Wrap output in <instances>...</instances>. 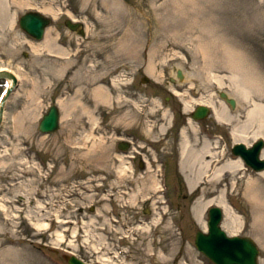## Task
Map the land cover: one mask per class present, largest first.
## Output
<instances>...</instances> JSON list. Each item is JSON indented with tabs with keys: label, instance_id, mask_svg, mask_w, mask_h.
I'll return each mask as SVG.
<instances>
[{
	"label": "rangeland",
	"instance_id": "1",
	"mask_svg": "<svg viewBox=\"0 0 264 264\" xmlns=\"http://www.w3.org/2000/svg\"><path fill=\"white\" fill-rule=\"evenodd\" d=\"M116 1L122 11L112 0H26L21 8L7 7L5 20L0 5V70L21 83L0 134V264H67L66 255L93 264H213L196 249L195 235L207 230L208 209L216 206L209 201L224 191L238 228L224 220V230L252 238L264 264V236L244 194L247 183L264 177L244 168L236 176L228 172L215 188L203 175L191 193L181 164L182 131L192 142L196 128L187 117L200 101L213 103L205 123L221 137V162L237 161L234 136L214 115V107L224 108L218 91H227L232 68H206L198 45L205 38L210 51L223 45L249 74H264V0ZM49 5L55 15L45 11ZM32 11L53 20L42 41L19 26ZM67 19L83 22L84 36L70 31ZM129 33L137 44L125 49L121 38ZM50 35L48 48H41ZM3 86L0 80V98ZM98 87L107 100L94 98ZM55 103L61 127L44 136L36 121ZM127 137L138 142L118 152ZM140 141L158 166L141 168ZM161 163L168 201L156 178ZM197 196L206 228L194 214Z\"/></svg>",
	"mask_w": 264,
	"mask_h": 264
},
{
	"label": "bare ground",
	"instance_id": "2",
	"mask_svg": "<svg viewBox=\"0 0 264 264\" xmlns=\"http://www.w3.org/2000/svg\"><path fill=\"white\" fill-rule=\"evenodd\" d=\"M113 5L115 6V10H121L122 11V4H120L116 0H112ZM0 5L2 6V12L3 20L6 18H10V12H8V8L10 9V6H15L16 8H21L23 6H26V0H10V6H7L5 0H0ZM8 7V8H7ZM110 8V7H109ZM7 11V13H6ZM45 11L49 14H54V11L49 5ZM201 34L203 32L201 31ZM52 38V39H51ZM53 35H50L47 37V40L45 41V45L40 46L41 48L45 47L48 48L51 40H53ZM125 40V41H123ZM121 41H123L121 43ZM121 41L118 42V44H122L123 48H129L132 47V44L136 43L135 38L133 37L132 33H129L128 35H125L121 38ZM135 41V43H133ZM125 42V43H124ZM127 42V43H126ZM212 41H207V39H200V43L198 45L199 51L203 55L204 58V64L205 67H212L214 64H226L228 67H231L230 69L232 71V76L230 77V85L239 92V94L246 98V100H249L248 109L246 111V119L245 122L242 123V126L235 127L232 129V135H234V139L238 142L240 141H246L247 135H245L246 130L251 129L254 127V133L253 138L256 139L258 137L264 138V103L261 102H253L252 98L254 95L262 96L264 94V87H263V79H260L259 74L256 72V74H249L246 69H244L240 63L236 62L237 60L234 58V56L222 45L217 46L216 49L213 48L211 51V48L207 49V45L211 43ZM137 44V43H136ZM121 47V48H122ZM40 48V49H41ZM210 51V53H209ZM155 54L152 55V60L155 58ZM151 60L150 68H154V61ZM222 66V65H221ZM212 69V68H211ZM179 71L177 70L176 78L178 77ZM185 75L183 74L182 80H184ZM213 78L216 80L219 88H222V82L220 81V78L216 76H213ZM171 80H174L171 79ZM8 87H12V81L8 82ZM94 98L97 101L107 100L108 95L101 87H98L93 92ZM183 98V97H182ZM184 99V98H183ZM264 98H262L263 100ZM185 100V99H184ZM198 104H203L207 106H213V103L211 101H200ZM3 108H1L2 110ZM84 111L87 112V108H84ZM214 115L216 119L219 122H226L229 119L232 120V118L229 116V114L226 111V108H218L214 107ZM3 115V113H2ZM15 116L14 121L16 122V118L19 117ZM16 124V123H15ZM191 125H193L191 123ZM18 126V124H17ZM18 128V127H17ZM192 128H194L192 126ZM183 147H182V153H181V160H182V169L184 177L186 178V183L191 191V193L195 192L199 186V180L204 175L207 177L208 182L213 185V187H217L219 184H221L222 181H224L223 177L227 176L228 172H231L230 175L236 176L238 174V171L244 169V166L240 160H237V162L232 163L228 161L221 162L219 160L216 161L217 157L221 156L218 154V151L211 146L209 142L205 143L203 147L200 149H196L193 145L191 146L189 143V140L186 137V132H183ZM216 144H214L215 146ZM264 156V153H263ZM240 169V170H237ZM210 173H212L210 175ZM261 176L264 177V172L261 174ZM216 181V182H215ZM219 181V182H218ZM263 180H253L246 184V189L244 190L245 196L248 198L249 202L253 206L254 213L257 217V228L261 230L263 236H264V183ZM210 193H213V190L210 191ZM226 191L223 193H219V196H217L214 199H211L209 201L210 204L214 203L220 208L223 209L225 213V221L227 222V225H230V227L233 230H237V226L235 225V219L232 213V210H230L225 202V198L222 194H225ZM204 208L200 204V199L197 198L195 205H194V214L197 219V221L202 225L205 226V224L201 220L202 216V210Z\"/></svg>",
	"mask_w": 264,
	"mask_h": 264
},
{
	"label": "water",
	"instance_id": "3",
	"mask_svg": "<svg viewBox=\"0 0 264 264\" xmlns=\"http://www.w3.org/2000/svg\"><path fill=\"white\" fill-rule=\"evenodd\" d=\"M50 21L40 14L28 13L21 20L22 28L31 36L40 40L43 37L44 29L49 25ZM68 26L75 30L76 26L67 23ZM181 74V73H180ZM12 79L14 84H17L16 78L9 73L3 74ZM180 78L182 76L180 75ZM221 97L227 99L224 93ZM234 106V101H231ZM209 113L205 107H199L193 118L203 119ZM2 121V114L0 115V124ZM41 132L49 134L59 129V112L56 106H52L49 112L44 116L39 126ZM262 142L259 143L255 149L246 150L243 146L236 148V154H242L249 165L256 170L264 169V162L258 159L259 150ZM222 214L220 209H212L210 211L209 228L210 234H198L197 244L207 256H209L216 264H258L259 251L254 242L249 238H228L224 232L219 228ZM70 264H84L80 260L72 257L69 260Z\"/></svg>",
	"mask_w": 264,
	"mask_h": 264
},
{
	"label": "flooded vegetation",
	"instance_id": "4",
	"mask_svg": "<svg viewBox=\"0 0 264 264\" xmlns=\"http://www.w3.org/2000/svg\"><path fill=\"white\" fill-rule=\"evenodd\" d=\"M150 165L154 167L153 164H150ZM132 166L135 168V163ZM140 166H141V168H144L145 167V164H141Z\"/></svg>",
	"mask_w": 264,
	"mask_h": 264
}]
</instances>
